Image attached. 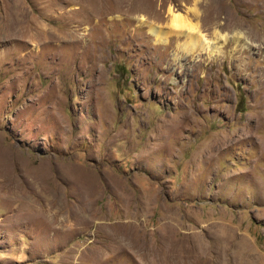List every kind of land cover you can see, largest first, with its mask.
<instances>
[{
	"label": "rangeland",
	"instance_id": "obj_1",
	"mask_svg": "<svg viewBox=\"0 0 264 264\" xmlns=\"http://www.w3.org/2000/svg\"><path fill=\"white\" fill-rule=\"evenodd\" d=\"M0 264H264V0H0Z\"/></svg>",
	"mask_w": 264,
	"mask_h": 264
},
{
	"label": "bare ground",
	"instance_id": "obj_2",
	"mask_svg": "<svg viewBox=\"0 0 264 264\" xmlns=\"http://www.w3.org/2000/svg\"><path fill=\"white\" fill-rule=\"evenodd\" d=\"M168 12L171 15V27L170 30L166 32H163L156 24L149 23L145 19H142V23L149 27V33L156 38L157 42L165 43L169 36H180L182 34L188 38V47H190L191 51H194L195 48H203L206 46V38L201 33L197 23L187 22L185 15L181 12L174 11L171 7L168 8ZM192 13L196 16L198 14L197 8H192ZM215 34L218 36L217 32H215ZM183 48H186V46Z\"/></svg>",
	"mask_w": 264,
	"mask_h": 264
}]
</instances>
